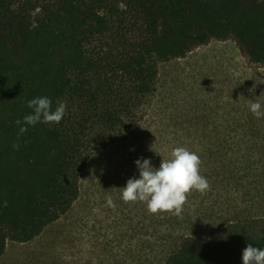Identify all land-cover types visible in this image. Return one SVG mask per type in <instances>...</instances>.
<instances>
[{"label":"trees","instance_id":"1","mask_svg":"<svg viewBox=\"0 0 264 264\" xmlns=\"http://www.w3.org/2000/svg\"><path fill=\"white\" fill-rule=\"evenodd\" d=\"M213 40H235L264 67V0H0V256L72 208L96 151L136 134L159 62ZM38 96L64 102L65 116L21 134L15 121ZM234 143L237 156L210 150L209 162L220 197L231 185L237 196L176 218L190 231L159 264H242L247 244L264 248V151Z\"/></svg>","mask_w":264,"mask_h":264},{"label":"rangeland","instance_id":"2","mask_svg":"<svg viewBox=\"0 0 264 264\" xmlns=\"http://www.w3.org/2000/svg\"><path fill=\"white\" fill-rule=\"evenodd\" d=\"M251 100L264 103V67L250 64L235 40H213L186 57L159 62L157 88L142 107L136 134L96 151L80 174L72 208L32 241H8L0 264H159L173 237L190 231L176 218L197 219L222 198L237 196L231 185L220 197L210 150L235 157L234 142L248 138L260 140L264 151V117L248 110ZM177 146L199 155L209 184L203 193L187 194L180 216L152 214L145 202L120 198L127 180L138 178L136 159L158 167Z\"/></svg>","mask_w":264,"mask_h":264},{"label":"clouds","instance_id":"3","mask_svg":"<svg viewBox=\"0 0 264 264\" xmlns=\"http://www.w3.org/2000/svg\"><path fill=\"white\" fill-rule=\"evenodd\" d=\"M52 100L47 96H38L27 102L31 113L17 119L19 133L27 131L26 126L38 123L58 124L66 113V104L60 102L54 109ZM248 110L256 118L264 117V103L251 100ZM18 148L19 145L13 144ZM138 170V178H129L125 186L121 187L120 198L124 202H145L148 212L152 214L171 212L180 216L191 190L205 192L209 188L207 179L200 174L201 160L199 155L185 147L172 148L170 157L162 159L158 167H154L147 158L134 161ZM106 203L114 206L111 197ZM2 206H7V201ZM242 264H264V248L249 243L241 252Z\"/></svg>","mask_w":264,"mask_h":264},{"label":"crops","instance_id":"4","mask_svg":"<svg viewBox=\"0 0 264 264\" xmlns=\"http://www.w3.org/2000/svg\"><path fill=\"white\" fill-rule=\"evenodd\" d=\"M32 241V240H31ZM8 243V242H7ZM26 243V242H25ZM6 249H7V246H6ZM6 251V250H5ZM5 253V252H4Z\"/></svg>","mask_w":264,"mask_h":264}]
</instances>
